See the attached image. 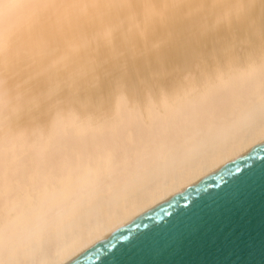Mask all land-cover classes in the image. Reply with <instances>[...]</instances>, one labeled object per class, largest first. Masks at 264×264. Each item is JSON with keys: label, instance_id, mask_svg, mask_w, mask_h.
<instances>
[{"label": "bare ground", "instance_id": "6f19581e", "mask_svg": "<svg viewBox=\"0 0 264 264\" xmlns=\"http://www.w3.org/2000/svg\"><path fill=\"white\" fill-rule=\"evenodd\" d=\"M264 142V0H0V264H67Z\"/></svg>", "mask_w": 264, "mask_h": 264}, {"label": "water", "instance_id": "95a60500", "mask_svg": "<svg viewBox=\"0 0 264 264\" xmlns=\"http://www.w3.org/2000/svg\"><path fill=\"white\" fill-rule=\"evenodd\" d=\"M239 169V172H237ZM253 176L240 202L224 210L223 226L215 221L183 239L156 235L149 243L136 238L149 233L189 208L193 201L216 192L233 176ZM264 142L196 184L118 229L67 264H264Z\"/></svg>", "mask_w": 264, "mask_h": 264}, {"label": "snow or ice", "instance_id": "6c2138e0", "mask_svg": "<svg viewBox=\"0 0 264 264\" xmlns=\"http://www.w3.org/2000/svg\"><path fill=\"white\" fill-rule=\"evenodd\" d=\"M239 172V169H237ZM264 178V177H262ZM253 176L249 173H240L233 176L231 181L225 184L216 192L208 193L200 200L193 201L186 210L170 219L166 225H160L149 233L142 234V238H136L137 243H149L167 234L171 237L175 233H180L185 240L193 234L198 233L207 221H215L217 225L223 226L225 216L224 210L230 206H235L240 202L239 193L250 190L253 185Z\"/></svg>", "mask_w": 264, "mask_h": 264}]
</instances>
